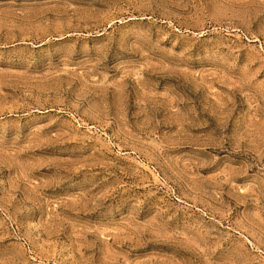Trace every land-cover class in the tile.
Listing matches in <instances>:
<instances>
[{
    "label": "rangeland",
    "instance_id": "1",
    "mask_svg": "<svg viewBox=\"0 0 264 264\" xmlns=\"http://www.w3.org/2000/svg\"><path fill=\"white\" fill-rule=\"evenodd\" d=\"M0 264H264V0H0Z\"/></svg>",
    "mask_w": 264,
    "mask_h": 264
}]
</instances>
